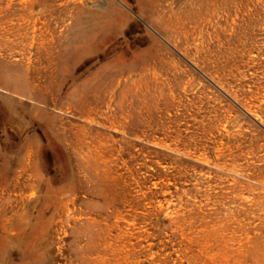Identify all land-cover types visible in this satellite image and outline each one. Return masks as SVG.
Listing matches in <instances>:
<instances>
[{"label": "rangeland", "instance_id": "374dc122", "mask_svg": "<svg viewBox=\"0 0 264 264\" xmlns=\"http://www.w3.org/2000/svg\"><path fill=\"white\" fill-rule=\"evenodd\" d=\"M0 264H264V0H0Z\"/></svg>", "mask_w": 264, "mask_h": 264}]
</instances>
